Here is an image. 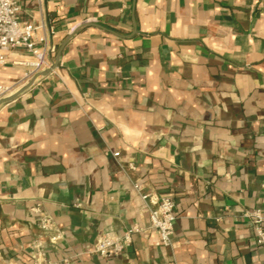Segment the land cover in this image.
<instances>
[{
    "label": "crops",
    "instance_id": "crops-1",
    "mask_svg": "<svg viewBox=\"0 0 264 264\" xmlns=\"http://www.w3.org/2000/svg\"><path fill=\"white\" fill-rule=\"evenodd\" d=\"M17 19L55 50L30 78L26 48L0 67L16 91L35 78L0 105V264L37 240L75 264H264L242 216L263 207L264 0H20ZM135 181L175 201L173 248ZM134 226L120 256L93 252Z\"/></svg>",
    "mask_w": 264,
    "mask_h": 264
},
{
    "label": "built area",
    "instance_id": "built-area-1",
    "mask_svg": "<svg viewBox=\"0 0 264 264\" xmlns=\"http://www.w3.org/2000/svg\"><path fill=\"white\" fill-rule=\"evenodd\" d=\"M20 10V0H0V67L8 63L9 55L18 48H26L32 55V59L22 62L30 70L25 78H30L47 67L48 61L46 54L48 50L54 52V47H48L44 50L35 48L34 37L38 28L29 22H21L17 19ZM21 63V62H20ZM16 92V86L0 84V100L9 97ZM118 157V153L113 154ZM130 167H135L131 164ZM133 193L138 195L144 202L149 225L159 236V244L163 247L173 248V234L177 216L175 213L176 203L169 197L157 198L151 193L144 191L141 182H133ZM263 207L259 209L246 210L243 217L249 219L257 234V243L264 245V181L262 183ZM33 211L39 215V227L45 232L55 230V221L53 217L42 211L39 206L33 208ZM142 231L139 226L127 229L122 235H113L103 233L96 241L93 252L99 256L110 259L120 256L132 243V236L135 232ZM59 233L50 237L52 242L60 239ZM32 264H75L69 258L64 257L61 261L48 259L44 250L42 241L37 240L32 244Z\"/></svg>",
    "mask_w": 264,
    "mask_h": 264
},
{
    "label": "water",
    "instance_id": "water-1",
    "mask_svg": "<svg viewBox=\"0 0 264 264\" xmlns=\"http://www.w3.org/2000/svg\"><path fill=\"white\" fill-rule=\"evenodd\" d=\"M58 61H59V58L57 59V62L51 68L43 71L42 73H40V75L45 76V75L49 74L57 66ZM34 80H35V78H34ZM34 80H32L30 83H28L27 85H25L24 87H22L21 89L16 91L14 94L10 95L9 97H6V98L0 100V105L2 103L8 102V101L13 100L14 98H16L19 94H21L23 91H25L27 88H29Z\"/></svg>",
    "mask_w": 264,
    "mask_h": 264
}]
</instances>
